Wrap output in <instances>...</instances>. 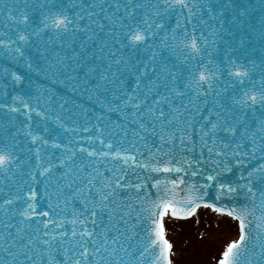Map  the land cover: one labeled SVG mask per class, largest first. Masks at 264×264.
<instances>
[{
    "label": "snow or ice",
    "instance_id": "1",
    "mask_svg": "<svg viewBox=\"0 0 264 264\" xmlns=\"http://www.w3.org/2000/svg\"><path fill=\"white\" fill-rule=\"evenodd\" d=\"M66 4L77 7L74 0H0V17L3 18L0 20V58L23 63L29 73L51 72L73 79L68 76L59 54L53 60L49 46L54 51L59 40L63 49L65 39L78 34L92 39L88 33L94 34V30L83 20L93 18L83 9V4L79 5L81 12H71ZM123 6L124 17L111 24L108 72L97 73L93 87L102 95L106 91H120L119 99L127 97L125 105L131 103L136 110V118L131 121L135 128L117 125L114 130L104 129L65 141V124L72 122L55 115L47 106L50 101L41 104L43 94L38 91V85L33 104L34 82L30 74L20 76L0 64V124L3 117H7L9 125L14 117L19 120L15 135L11 131L0 134V157L6 158V162L0 163V214L8 218L7 223L0 220V264H141L150 250L159 253L154 264H172L173 245L166 235L165 217L170 212L174 218H187L197 211L201 206L197 201L204 200L209 187L207 183H199L205 176L216 188V199H231L233 203L226 208L204 200V206L226 213L238 221L239 227L238 238L227 244L218 264H264V231L252 220L257 194L260 207L264 208V165L248 171L246 177L241 176L243 185L216 184L221 170L231 172L232 161L240 165L243 155L252 154L245 151L248 130L245 128L241 134L238 125L246 123L242 121L245 110L255 111L257 107L264 110V60L259 66L251 61V68H246L237 65L231 57L219 58L214 52L215 41L204 34L201 24L202 9L214 11L204 0H123ZM173 14L178 18L183 16L186 21L195 20L191 31L187 23L182 26L177 22L175 28H169L167 18ZM161 32L165 33L163 37L159 36ZM170 40L178 43H170ZM179 44L190 47V51L181 50ZM125 49L131 51L126 53ZM32 50L37 54L35 57ZM145 50L150 53L147 62L139 55ZM165 50L168 56L161 55ZM257 67L260 75L259 79H254L250 72ZM92 71L94 69H90L86 77H90ZM125 76L134 77L136 87L131 88V96L124 85ZM4 77L12 82L8 86L21 82L24 85L9 102L3 101L4 89L8 87L3 83ZM193 96L196 101L204 102L212 97V111L207 116L201 115L200 121L195 123L203 121L202 143L203 137L213 140L214 144L219 140L221 150L215 152L216 159L211 160L215 174L208 173V160L177 157V152H192L184 135L188 127L194 125L187 123L190 109L185 108L180 117L185 127L178 129L179 110L173 111L171 105L185 97L192 105ZM116 99L113 95L109 103ZM137 100L140 103H135ZM60 107L63 111V106ZM145 109L153 114L151 120L141 115ZM50 116L60 122L59 128L50 127ZM156 122L161 123L159 129ZM172 129L177 132L169 136L167 131ZM81 130L90 131L87 127L68 131L76 135ZM219 133L224 135L218 136ZM237 136L243 145L236 140ZM256 138L261 141L259 151L264 152V135L257 132ZM32 142L40 146L35 147ZM252 148L256 149L255 138ZM208 152L212 154L213 150L209 148ZM203 154L202 150L201 156ZM101 168L107 175L101 173ZM129 172L136 175V183L128 182ZM158 174H168L171 178L162 180ZM41 183L47 199L37 211ZM178 188L181 193L187 191V198L177 199ZM241 190L246 200L253 198L251 209L236 200ZM129 191L136 193L134 199L127 197ZM118 194L123 203H118ZM60 200L64 201L65 208L60 207ZM78 202V208L66 210L70 203ZM136 202L141 207L147 206L149 213L150 223L141 231L129 225V219L144 220V212L132 207ZM259 220L264 222V213Z\"/></svg>",
    "mask_w": 264,
    "mask_h": 264
},
{
    "label": "water",
    "instance_id": "2",
    "mask_svg": "<svg viewBox=\"0 0 264 264\" xmlns=\"http://www.w3.org/2000/svg\"><path fill=\"white\" fill-rule=\"evenodd\" d=\"M74 3L77 5L75 8L66 4L71 12H81L82 10L79 5L83 4V9L92 15V21H89L87 17L83 20L84 24H90L91 29L94 30V34L93 32L88 33L89 36H92V39H86L83 35L78 34L74 38H66L63 49H61V42L59 40L56 41V48L54 51L52 47L49 46V52L51 53L53 60L56 55L59 54L60 60L64 62V68L66 69L68 76H71L73 79L69 80L65 75H53L51 72L47 74H38L36 72L29 73V70L23 63L17 64L16 61L7 57L0 58V64L20 76L30 74L34 82V90L31 91L33 104L35 103L37 95L35 88L38 85V91L43 94L40 97L41 104H45L50 101L47 106L53 110L55 115L61 116L64 121L72 122L65 124V128L63 130L67 132V135L63 136L65 141L69 138L79 139L80 136L87 137L89 134L96 133L104 129L114 130L117 125H123L125 129L135 128L136 126L133 125L131 121L136 118V110L131 103L127 104V106L125 105L127 97L119 99L121 96L120 91H116L115 93L106 91L105 94L102 95L93 87V84L97 80V73L107 74L108 72L107 65L111 63V57L108 52L109 48L112 47L110 38L111 24L117 18L124 17L125 8L123 6V0H74ZM204 3L214 9L212 12H208L207 8L202 9L201 24L203 25L204 34L215 41V54L219 58H223L225 60L228 57H231L237 65H244L246 68H251V61H255L257 66H259L261 61L264 60V0H230V3L229 0H204ZM224 4H227V7H221V5ZM101 7H103V12H101ZM184 11L186 12L187 9ZM2 19L3 18L0 17V20ZM145 19H147V17H145ZM167 19L169 21V28H175L177 22H179L182 26L187 23L189 31H191L192 26L196 23L195 20L191 19L186 21L183 16L178 18L175 14L169 16ZM5 23L7 22L5 21ZM14 31L15 28H12V32ZM164 35L165 33L163 32L159 34L160 37H163ZM189 41H186V43ZM148 42L149 44L152 43L151 38H149ZM170 43L177 44L178 42L170 40ZM105 45H107V47H105ZM102 48L103 52H101ZM179 48L185 52L190 51V47L184 48L183 44H179ZM112 50L115 53V49L113 48ZM129 51L131 50L125 49L126 53ZM31 54L34 57L37 55L34 50H32ZM116 55L117 58H119V54L116 53ZM139 55L144 56L145 62H147V57L150 53L145 50ZM161 55L168 56L169 53L165 50L161 52ZM70 57L75 58L69 59ZM132 59L134 60L135 57H132ZM40 63H43V61H40ZM69 65H71V67H69ZM73 69L75 70L73 71ZM90 69H94V71L91 72L90 77H86L85 74L89 73ZM112 72H116L114 65L112 67ZM184 75L186 76L187 73H184ZM250 75H252L254 79H259V67H257V69H253L250 72ZM76 78H78V81ZM152 79L154 80L155 77ZM133 81L134 77H124V85L129 96L132 95L131 88L136 87ZM3 83L8 86L12 82L8 77H4ZM100 83L103 84V81H100ZM145 83H147V80H145ZM129 84L130 87H128ZM22 87H24L23 82L15 84L14 87H6L4 89L3 101L9 102L15 94L20 92ZM141 90L143 91V88ZM113 95H115L117 99L114 102L109 103V101H113ZM149 96H151V93H149ZM27 99L28 97H25V100ZM157 99H159V97H157ZM193 101L195 103L190 105L188 98L185 97L182 101L180 99L175 100L171 105L173 111H176L177 109L179 110L177 115L178 129L183 130L185 127V122L180 119L185 112V108L190 109L187 123L189 125H194V127H188L187 134L184 135V139L188 141L189 146L192 147V152H185L183 154L177 152V157L179 158L181 155H184L189 156L192 159L200 157L202 161L208 160L209 163L206 165L208 173L215 174L216 169L212 166L211 160L216 159L214 153L221 150L219 140L216 139V143L214 144L213 140L203 137L202 143L200 127L203 121H201V123H195V121H200L201 115L207 116L208 112L212 111V97L209 96L207 102H204L196 101V97L193 96ZM19 103V101H16L17 105H19ZM135 103H140V101L137 100ZM181 104H183L184 107H180ZM197 105L199 107V111H197ZM60 106H63V111ZM162 107H164L165 111L168 110L166 106L162 105ZM141 115L144 116L146 120H151L153 114H149L148 110L145 109ZM19 119H23V117H20ZM2 120L3 122L0 124V134L11 131L12 134L15 135L16 128L19 126V120L14 117L11 121V125H15L16 127L9 125L7 117H3ZM242 121L246 123H243V126L238 125L240 133L243 134L245 128L248 130V135L245 137L248 141V145L245 151L251 152L252 154L243 155L242 163L240 165H236L234 161H232L231 172L221 170L220 176L216 180V184L224 182L226 184L232 183L234 186L237 183L243 185L244 181L240 179L241 176L246 177L248 171L254 170L258 167V165H264V152L259 151L261 141L259 138H256L257 132L264 135V131H261V126L264 124V110L259 109V107H257L255 111L247 109L242 117ZM59 124L60 122L54 121L53 117H49L50 127L59 128ZM83 127H87L90 131L83 132L81 130L76 135H73L72 131H68L73 128L82 129ZM156 127L159 129L161 127V123L156 122ZM176 132L177 129H172L168 130L167 134L172 136ZM223 135L224 133L218 134V136ZM254 138L256 142V149L252 148V140ZM236 140L243 145L244 142L240 141L239 136L236 137ZM32 144L35 147L40 146L38 142H32ZM28 146L29 145L26 143L25 147ZM125 147H127V144H125ZM149 147H151V143H149ZM178 147L182 148L183 146L178 145ZM209 148L213 150L212 154L208 152ZM202 150L204 153L203 156H201ZM117 167H119V165H117ZM202 167H205V165H202ZM100 171L102 174L107 175V173H104L103 168H101ZM57 175H59V173H57ZM158 178L163 180L170 179L171 177L168 174H158ZM128 182L132 184L137 182L136 175L134 173L129 172ZM199 183H207L209 185V187L205 190L207 195L204 197V200L208 203H217L218 206H225L226 208L230 207L233 203L231 199H216L218 196L216 188L212 187L211 181H206V176L200 178ZM4 191L7 192V189ZM177 193V199L187 198L188 196L187 191L181 193L179 188L177 189ZM135 195L136 193L134 191L127 192V197L134 199ZM151 198L154 199L155 197ZM37 199L40 203L36 205V210L39 211L40 208L44 206L47 199L45 196V188L42 183L39 185ZM252 199V197H248L246 200L243 190H241V194L236 197L237 201L247 204L250 209L253 207ZM204 200L197 201L201 204L199 208H211L204 206ZM117 201L118 203H123V198L119 194L117 196ZM254 203L256 207L252 217L253 224H260V231H264V222L259 220V217L262 213H264V208L260 207L261 201L258 194ZM59 204L61 208H65L63 200H60ZM78 207L79 202L75 204L70 203L66 210L70 212L73 208ZM132 207L136 208L138 211L144 212L143 221L129 219L130 227H134L136 231H141V229L146 228L150 223V220L148 219L149 213L146 210L147 206L141 207L139 202H136L132 205ZM178 207H184V205L178 204ZM125 211H127V209H125ZM221 214L227 215L226 213ZM169 215L171 216L170 212ZM33 218L35 219V217ZM71 218V216L68 217L69 220ZM7 219L8 218L3 214H0V220L7 223ZM132 234L134 235L135 233ZM141 234L143 233L141 232ZM158 255V250L155 253H152L150 250L141 261V264H154ZM256 259L258 260L259 257H256Z\"/></svg>",
    "mask_w": 264,
    "mask_h": 264
},
{
    "label": "rangeland",
    "instance_id": "3",
    "mask_svg": "<svg viewBox=\"0 0 264 264\" xmlns=\"http://www.w3.org/2000/svg\"><path fill=\"white\" fill-rule=\"evenodd\" d=\"M222 216L212 210L200 209L187 220L171 218L166 227L173 254L177 255L173 256V263L218 264L222 248L235 235L230 219L225 221ZM201 217L205 218V225H202Z\"/></svg>",
    "mask_w": 264,
    "mask_h": 264
},
{
    "label": "bare ground",
    "instance_id": "4",
    "mask_svg": "<svg viewBox=\"0 0 264 264\" xmlns=\"http://www.w3.org/2000/svg\"><path fill=\"white\" fill-rule=\"evenodd\" d=\"M206 210H211V209H206ZM213 211V210H212ZM216 214L214 213V217H217V215L215 216ZM223 217V220H225V221H227V220H229L230 219V221H229V224L231 225V226H233V228H234V230H235V235H234V238H232V240H235V239H237L238 238V235H239V231H238V224H237V222L235 221V219H231V218H227L226 216H222ZM170 217H166V219H165V227H166V225H167V222L168 221H170ZM195 220V219H194ZM205 218H202L201 217V222H203V224L202 225H205L206 223H205ZM166 235H167V238L169 239V236H168V232H167V227H166ZM232 240H229L225 245H224V247L222 248V252H223V250L226 248V246H227V244L229 243V242H231ZM169 241H170V239H169ZM171 242V241H170ZM222 252H221V255H222ZM173 256H175L174 254H173V249H172V253H171V260H172V264H174L173 263ZM177 256V255H176ZM175 256V257H176Z\"/></svg>",
    "mask_w": 264,
    "mask_h": 264
},
{
    "label": "clouds",
    "instance_id": "5",
    "mask_svg": "<svg viewBox=\"0 0 264 264\" xmlns=\"http://www.w3.org/2000/svg\"><path fill=\"white\" fill-rule=\"evenodd\" d=\"M6 162V158L0 157V163Z\"/></svg>",
    "mask_w": 264,
    "mask_h": 264
}]
</instances>
